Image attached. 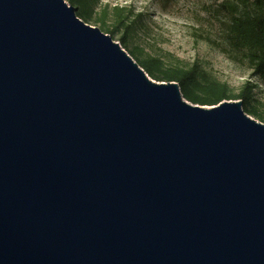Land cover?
I'll list each match as a JSON object with an SVG mask.
<instances>
[{
  "label": "water",
  "instance_id": "obj_1",
  "mask_svg": "<svg viewBox=\"0 0 264 264\" xmlns=\"http://www.w3.org/2000/svg\"><path fill=\"white\" fill-rule=\"evenodd\" d=\"M0 264H264V123L64 0H0Z\"/></svg>",
  "mask_w": 264,
  "mask_h": 264
},
{
  "label": "rangeland",
  "instance_id": "obj_2",
  "mask_svg": "<svg viewBox=\"0 0 264 264\" xmlns=\"http://www.w3.org/2000/svg\"><path fill=\"white\" fill-rule=\"evenodd\" d=\"M64 1L72 5L69 0ZM222 1L89 0L95 17L105 8H125L131 30L127 35L123 30L108 34L100 23L79 18L108 34L139 66L145 56L160 59L167 68L196 64L210 78L226 83L235 92L249 82L253 86L250 108L263 115L264 80L249 67L245 53L231 48L226 41L225 25L229 18L221 8ZM72 6L77 15L76 6ZM111 24V19H107L106 27ZM121 38L127 42L126 47Z\"/></svg>",
  "mask_w": 264,
  "mask_h": 264
},
{
  "label": "trees",
  "instance_id": "obj_3",
  "mask_svg": "<svg viewBox=\"0 0 264 264\" xmlns=\"http://www.w3.org/2000/svg\"><path fill=\"white\" fill-rule=\"evenodd\" d=\"M93 1V0H92ZM76 6L77 17L94 20L105 27L108 34H115L123 30L130 33L128 11L125 8L115 7L103 9L100 16L93 15L89 0H69ZM221 8L226 12L229 20L226 23L225 38L229 46L245 53L248 65L264 80V0H223ZM107 19L112 24L106 27ZM120 41L126 47L124 38ZM134 55V52H132ZM140 67L150 78L160 82H176L182 97L192 104L200 106H215L228 100H240L243 111L264 123V114H259L250 108L253 86L247 82L238 92H235L226 83L210 78L199 70L196 64L189 67H168L158 58L145 56L140 59Z\"/></svg>",
  "mask_w": 264,
  "mask_h": 264
}]
</instances>
